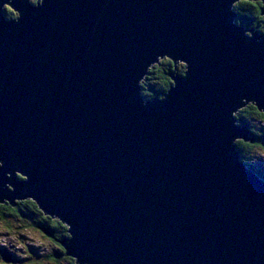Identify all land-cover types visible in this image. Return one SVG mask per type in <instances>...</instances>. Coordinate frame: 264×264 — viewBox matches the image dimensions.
<instances>
[{
  "label": "water",
  "instance_id": "1",
  "mask_svg": "<svg viewBox=\"0 0 264 264\" xmlns=\"http://www.w3.org/2000/svg\"><path fill=\"white\" fill-rule=\"evenodd\" d=\"M6 2L0 204L61 221L77 264H264V180L233 143L256 140L232 116L264 113V36L245 44L235 0H15L19 23ZM162 55L190 72L144 106Z\"/></svg>",
  "mask_w": 264,
  "mask_h": 264
},
{
  "label": "clouds",
  "instance_id": "2",
  "mask_svg": "<svg viewBox=\"0 0 264 264\" xmlns=\"http://www.w3.org/2000/svg\"><path fill=\"white\" fill-rule=\"evenodd\" d=\"M14 2L15 0H8V2L4 3L3 11L6 13L7 21L19 23L22 19V13L16 10L12 6ZM29 3L36 8H41L45 5V0H29ZM246 3H248V0H235V2L232 4V7L230 9L232 12L236 13V18L234 21L237 24V26H242L245 28L246 26L242 24L241 21L239 20L237 21L238 19L237 15H240L239 13L240 6ZM263 9H264V4H263ZM250 28L251 30L245 32V36L247 37V39H245L246 45L251 39L255 38L254 32H258L260 35L264 36V25L254 22L250 26ZM161 65H172L173 68L175 69L173 73L185 79L188 77V74L190 72V65L185 60L173 59L171 56H168V55L159 56L156 62H153L150 64V66H148L147 74L144 75L143 78L140 79L139 81V87L140 89H142L140 94L143 97L144 106H147L149 103L154 102L157 98L159 99L160 102H166L167 97L168 95H170L172 89L177 87L176 80L172 82L171 87H167L166 84L158 85L156 83H149L146 86V82L151 79V74L154 72L155 69L159 68ZM150 86H155L157 89V92H162L163 94L157 97L156 93L150 91ZM245 104L246 106L239 108V110L241 109L246 110L247 107L255 108V106L258 105L256 102H248V101H245ZM239 110L232 113V116L237 121V125H236L237 127H240V124H239L240 119L238 118ZM258 115L261 116V119H259L255 123V125L253 124L252 121H249V120L248 121L251 124V129H250L251 132L254 134V127H255V129L257 130V134H254V135L257 137H261L259 133L261 132L260 129H264V113H258ZM245 141L246 140L243 138H237L233 141V143L236 147H238V145L244 144ZM252 147L254 148V151L250 155L246 153L245 151H243V155L245 157V159L243 160V163L246 165H250V166L255 165L258 159H264V148H260L257 146H252ZM238 148L241 149L240 147ZM3 167H4V164L2 161H0V169H2ZM16 176L18 177L20 181L23 180L27 182L29 180V177L22 175L20 172H17ZM9 179H11L10 175H9ZM8 188L9 190H11L12 189L11 185H9ZM0 207H3V205H0ZM7 224H10L11 227L6 226ZM4 233H7V235H4ZM21 234L29 236L30 239L28 243H33L37 247H43L46 250V252H42L41 255L51 254L52 249L48 245V243H46L43 240L38 239L31 232H29L27 228L23 227L22 225H17L14 221L5 222L2 218H0V246L7 248L11 244V245H14L16 249H24V254L26 257L27 247H26V244L19 239V236ZM0 264H5V262L3 260H0ZM36 264H47V261L36 262Z\"/></svg>",
  "mask_w": 264,
  "mask_h": 264
},
{
  "label": "trees",
  "instance_id": "3",
  "mask_svg": "<svg viewBox=\"0 0 264 264\" xmlns=\"http://www.w3.org/2000/svg\"><path fill=\"white\" fill-rule=\"evenodd\" d=\"M263 8V4L261 3V1H248V3L243 4L240 6L239 9V13L240 15L238 16L237 21H241L242 24L244 25H250L253 24L254 22H257L258 24L264 25V17L261 15V11ZM6 14V13H5ZM173 66L172 65H161L159 68L155 69L154 72L151 74L154 75V80H158L159 84H166L167 87H171L172 86V82L170 81V76L168 75V72L171 73ZM148 82V81H147ZM146 82V83H147ZM150 91L156 93L157 97H159V95H162V92H157V89L155 86H150ZM258 113H263L261 111H259L257 109V107L255 106V108L252 107H247L246 110L245 109H241L239 111L238 114V118L240 119L239 124H243V126H246L248 128V130L251 133V139H256V142H244V144L238 145V147H240L241 149H238V151L240 152L241 157L243 158V160L245 159L244 155H243V151H245L246 153L250 152L251 150H253L254 148L252 146H257V147H261L264 148L263 146V138L262 137H257L255 136L252 132H251V127L249 126V119H261V116L258 115ZM255 127H254V131H255ZM262 140V141H261ZM249 166V167H248ZM247 168H250L255 175H257L259 178H261L262 180H264V170L263 169H258L257 171H254L253 166L250 165H246ZM3 205V207H0V213L1 216L0 218H4L5 215L7 213H9L10 215L15 216L17 218H23V216H25V214L27 215L26 217H28L29 219H27V221L30 223L31 226L33 227H37V228H46V229H51L52 230V235L49 236L47 234H45L40 228L39 230L42 231V233L49 238L50 242L52 243V245H56V246H60L62 249V256H59V258L62 259L63 264H77L75 259L68 257L65 254V249L62 247L60 240H63L69 237L68 234V227L66 225H64L61 221L56 220L50 216H46L40 209L39 207L36 205L35 202H33L32 200H26V201H22V202H17L15 207H12L11 205H9L8 203L5 204H0ZM3 215V216H2ZM61 222V223H60ZM54 233V234H53ZM53 254L55 255L54 251ZM52 254L51 256V261H53V258L55 257ZM57 256V255H56Z\"/></svg>",
  "mask_w": 264,
  "mask_h": 264
},
{
  "label": "rangeland",
  "instance_id": "4",
  "mask_svg": "<svg viewBox=\"0 0 264 264\" xmlns=\"http://www.w3.org/2000/svg\"><path fill=\"white\" fill-rule=\"evenodd\" d=\"M256 1H260V0H256ZM264 17V16H263ZM252 24L250 25H245L246 28H250ZM174 71V68H172L171 72ZM170 72H168L169 74ZM154 75L151 76V79L148 80V82L146 83V86L147 84L149 83H156V84H159V81L158 80H154ZM170 81L173 82V79L170 77ZM240 111V110H239ZM259 119H249V121H252L253 124L255 125V123L258 121ZM240 126H243V124H240ZM249 126L251 127V124L249 122ZM246 127V126H244ZM247 128V127H246ZM248 130V128H247ZM260 133L259 135L263 138L264 140V129H260ZM250 131L248 130L247 131V137H251V133L249 135ZM255 134H257V130L254 131ZM252 138V137H251ZM262 141V140H261ZM263 142V146H264V141ZM261 148V147H260ZM238 151V149H237ZM254 151L251 150L250 152H248V154L250 155L252 152ZM241 160L243 161V158L241 157ZM246 165V164H245ZM253 166V169L254 171H257L258 169H263L264 170V159H258L256 164L255 165H251ZM250 169V168H249ZM251 170V169H250ZM26 201V200H24ZM23 201V202H24ZM17 202H22V201H17ZM0 216H1V213H0ZM3 216V215H2ZM27 215L25 214V216H23V218H17L15 216L12 217V215H10L9 213H7L5 215L4 218H2L5 222H9V221H14L17 225H22L23 227L27 228V230L29 232H31L34 236H36L38 239L40 240H43L45 241L46 243H48V245L51 247V249H53V245L52 243L47 239V237H45V235L42 233V231H40L39 229L33 227L30 225V223L27 221V218L26 217ZM6 226L8 227H11L10 224H7ZM4 235H7V233H4ZM19 239L24 242L26 244V247H27V255L25 257V254H24V249H16L14 247V245H11L7 248L3 247V246H0V254L3 252V251H6L8 254H10L11 257H13V259L16 261L15 263L14 262H11L9 264H17L18 263V260H19V263L18 264H36V262H40V261H47V264H63L64 261H62V259H58L56 260L55 262L54 261H50L51 257L50 255L48 254H45V255H41L42 252H46V250L43 248V247H37L35 244L33 243H28L29 241V236H26V235H23L21 234L19 236ZM52 252V251H51ZM19 253V254H18ZM0 260H1V256H0ZM22 260V261H21ZM65 263V262H64Z\"/></svg>",
  "mask_w": 264,
  "mask_h": 264
},
{
  "label": "flooded vegetation",
  "instance_id": "5",
  "mask_svg": "<svg viewBox=\"0 0 264 264\" xmlns=\"http://www.w3.org/2000/svg\"><path fill=\"white\" fill-rule=\"evenodd\" d=\"M251 143V142H250ZM28 218V217H27ZM38 227V226H37ZM36 227V228H37ZM40 228V227H39ZM39 228H37V229H39ZM42 228V227H41ZM40 228V229H41ZM46 229V228H45ZM47 231H50L51 233H52V230L51 229H46ZM41 231V230H40ZM54 234V233H53ZM46 237V236H45ZM47 239L49 240V238L47 237ZM50 241V240H49ZM54 246V245H53ZM1 249V248H0ZM53 251H54V253H55V255L53 254ZM62 249H61V247L60 246H54L53 247V249H52V252H51V255H50V257L52 256V254L55 256L54 258H53V261L55 262L56 260H58V259H60L59 258V256H62L61 254H62ZM57 255V256H56ZM0 256H1V254H0ZM13 257H14V255H13ZM1 260H2V258H1ZM22 261V260H21ZM51 261V260H50ZM18 263H19V260H18ZM17 263V264H18ZM5 264H7V263H5Z\"/></svg>",
  "mask_w": 264,
  "mask_h": 264
},
{
  "label": "bare ground",
  "instance_id": "6",
  "mask_svg": "<svg viewBox=\"0 0 264 264\" xmlns=\"http://www.w3.org/2000/svg\"><path fill=\"white\" fill-rule=\"evenodd\" d=\"M255 1V0H254ZM255 139V138H254ZM256 140V139H255ZM249 167V166H248ZM61 223V222H60ZM64 239V238H63Z\"/></svg>",
  "mask_w": 264,
  "mask_h": 264
}]
</instances>
